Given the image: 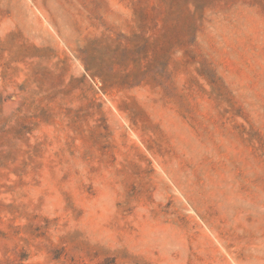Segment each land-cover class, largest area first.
<instances>
[{
  "label": "rangeland",
  "instance_id": "obj_1",
  "mask_svg": "<svg viewBox=\"0 0 264 264\" xmlns=\"http://www.w3.org/2000/svg\"><path fill=\"white\" fill-rule=\"evenodd\" d=\"M0 264H264V0H0Z\"/></svg>",
  "mask_w": 264,
  "mask_h": 264
}]
</instances>
